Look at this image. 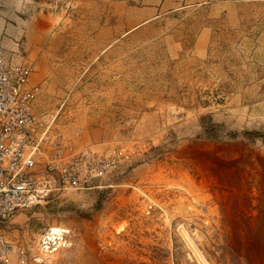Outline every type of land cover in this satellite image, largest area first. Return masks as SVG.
Wrapping results in <instances>:
<instances>
[{"label":"rangeland","instance_id":"1","mask_svg":"<svg viewBox=\"0 0 264 264\" xmlns=\"http://www.w3.org/2000/svg\"><path fill=\"white\" fill-rule=\"evenodd\" d=\"M0 16L22 31L0 56L34 68L53 132L115 161L8 237L67 226L61 264H264V0H0Z\"/></svg>","mask_w":264,"mask_h":264},{"label":"built area","instance_id":"2","mask_svg":"<svg viewBox=\"0 0 264 264\" xmlns=\"http://www.w3.org/2000/svg\"><path fill=\"white\" fill-rule=\"evenodd\" d=\"M34 72L27 63L0 56V264H61L60 251L72 242L70 228L62 236L53 227L40 235L38 242L53 257L48 262L35 257L33 243L8 237L7 224L56 192L93 189L115 163L53 132L55 117L38 108L41 88Z\"/></svg>","mask_w":264,"mask_h":264},{"label":"bare ground","instance_id":"3","mask_svg":"<svg viewBox=\"0 0 264 264\" xmlns=\"http://www.w3.org/2000/svg\"><path fill=\"white\" fill-rule=\"evenodd\" d=\"M12 30L14 29V27H12ZM10 29V28H9ZM15 30V29H14ZM68 230V227L67 226H64V225H61V226H57L55 228H53V231H54V234H57L58 236H62V232ZM69 231V230H68ZM62 239V238H61ZM65 241H62L61 243L63 244ZM72 246V242H68L67 244H65L64 247H62L61 249V253L64 252V251H67V249H69L70 247ZM67 247V248H66ZM36 248L35 250H37V252L35 254V257L39 260V261H42V260H45L46 258H48V262L51 261V255L49 252H46L44 250V248L41 246V244L36 241L35 242V246L33 247V249ZM60 253V254H61ZM13 258L15 259V254L13 255ZM53 258V257H52Z\"/></svg>","mask_w":264,"mask_h":264},{"label":"crops","instance_id":"4","mask_svg":"<svg viewBox=\"0 0 264 264\" xmlns=\"http://www.w3.org/2000/svg\"><path fill=\"white\" fill-rule=\"evenodd\" d=\"M0 19H3V18L0 16ZM11 26L13 27L14 25H11V24L0 25V52H2L3 48H6V50L15 49L13 47L17 46L13 36L18 38L19 34H21L22 31L18 32L17 30H14V29L12 30ZM6 33L8 35L4 37Z\"/></svg>","mask_w":264,"mask_h":264}]
</instances>
